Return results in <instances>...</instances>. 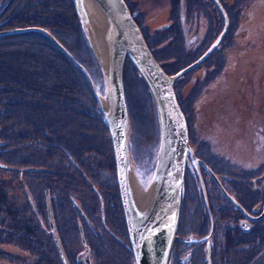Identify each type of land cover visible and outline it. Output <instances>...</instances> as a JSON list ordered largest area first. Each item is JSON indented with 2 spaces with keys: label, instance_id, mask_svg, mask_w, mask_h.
Instances as JSON below:
<instances>
[{
  "label": "flooded vegetation",
  "instance_id": "1",
  "mask_svg": "<svg viewBox=\"0 0 264 264\" xmlns=\"http://www.w3.org/2000/svg\"><path fill=\"white\" fill-rule=\"evenodd\" d=\"M122 1L140 31L147 50L165 75H175L179 71L196 63L193 68L180 75L173 83V93L184 117L187 134L189 132L190 119L185 110L189 111L188 106L190 105L192 95L194 92H197V94L200 93V95L205 96V88L215 81L209 80L211 77H207L208 79L196 84L194 83L192 90L181 100L180 90L182 91L184 85L189 82L187 74L198 67L201 70L212 68L210 64L202 66L204 60L212 57V55L214 56L213 61L215 65L219 68L220 56H218L216 51L219 45L215 46L204 58L202 56L223 30L226 32V35L229 33V29L230 32L233 30V34L231 35L233 38L235 27L234 29L231 27L236 17H239L247 4L253 5V2L251 0H167L170 6L169 8L164 6L166 11L170 10L167 21H163L167 13L163 12L157 15L158 17H155L156 24L160 22L158 28L151 29L152 23L148 22L150 26L147 23L146 25L144 23L142 25L135 20L137 17H143V13L138 6L140 4L137 1L133 3L128 0ZM139 14L141 16H138ZM261 86L264 89V81H262ZM143 91L145 93L143 92L142 94L148 96L145 87ZM148 98L150 99L149 96ZM124 102L127 115L128 107L126 99ZM151 111L154 115L151 120L156 123L157 140L155 139V142L158 144L159 136L155 111ZM127 121L129 126L128 115ZM251 123L250 135L253 141L247 143L249 146L251 143L254 149V151L250 152L253 157L251 161H245V159L238 157V160H235V157L228 153L223 146H221V149L214 148L213 150L212 148L215 146L206 140H201L199 133L195 136V139H192L189 134L187 135L189 153L186 154L183 169L179 217L174 238L176 241H174V251L170 252L172 254L171 256L169 255L167 264H264V236L262 237L264 234V118L260 113H257V121ZM103 125L107 138L108 133L104 120ZM128 133L130 134L129 127ZM127 138L129 164L130 161L134 164L133 136L131 139L130 135ZM106 140H109V136ZM37 143L35 141V145L30 146V148L34 149L36 146L35 152L39 153V155L31 156L24 154L20 157V175L37 177L45 170L52 171L47 166L48 164L44 162L46 160L44 156L54 150V153H57L56 148L52 150L47 143L43 146L41 142L39 147H37ZM43 150H45V155H42ZM88 151L91 153V156H82L81 154L79 157H69L66 155L67 152H64L65 155L61 156L65 160L64 165L61 162L62 159L58 156L60 169H67L69 172L63 175L66 180L65 188L70 190L73 184L76 185L74 188L75 193L84 194V199L81 200L82 206L75 200L77 197L66 196V205L73 209L70 210L71 213H69L68 208H65L66 200L59 198V192L56 191L57 188L54 186V183L48 180L50 178L43 177L45 178L44 182L47 181L46 184L44 182L43 184L38 183L36 184V189H33L30 183L36 181L41 176L37 177L28 181L23 189L20 190L22 197L26 200V204L32 208V214L37 222L33 223L30 216L22 217L18 227H16L18 229L16 232L25 238H27L26 236L32 237L31 234H34V231L38 232L41 236H46L47 244L55 249L56 258L60 264H73V257L68 254L69 250L66 249L65 251L60 247L59 237L62 233V237L68 241L78 239L80 244L83 241L93 242L91 239L96 234V231L88 224L87 216L89 221L94 220V223L98 227L103 225L102 231L99 232L100 237L104 239L100 241L101 243L106 242L113 249H115L113 246L125 249L132 257L131 245L117 186L116 172L111 177L107 173L104 180L100 181L102 184H98L100 189L97 190L94 186V181L96 180L88 176L86 172L81 171V167L86 171L91 170L94 166L96 169H100L103 165L102 162L108 161L112 164L113 160L114 163L112 145L111 148L102 150V153L105 155L100 153L101 158L104 160L102 162L99 156L97 158L92 156L91 149ZM92 157L95 159L94 164ZM83 159L87 161V166L85 165V167L82 165ZM230 159L243 165H235ZM154 160L155 153L153 156H147L149 163L154 164ZM35 163L38 164L36 168L30 169L32 164L36 165ZM80 165L81 167H79ZM1 167L3 168L0 165ZM133 170L136 173H140L138 169L135 170L134 165ZM134 172L131 169L133 186L136 185L140 189V177ZM79 183H81L82 187ZM126 186L128 193L125 194L129 202H131L132 192L134 191L132 189L133 186L128 182ZM222 192L227 198L224 197ZM100 199L102 207L100 206V202H98ZM109 203L113 206V214L106 208V206H109ZM104 208H106V211H104ZM28 209L24 207V210L21 209L20 211L27 212ZM186 211L190 212L187 220H185ZM77 215L79 219H76L78 218ZM192 216H195L197 220H194ZM96 217L100 219V224V221L95 220ZM42 221H44L45 227L38 224ZM186 228L193 229H191L192 232L190 234L187 233L189 236H193V239L187 238L184 231ZM97 234L95 235L96 238ZM65 235L68 237L66 236V238ZM110 242L112 243L110 244ZM200 247L205 250V258L202 253L195 252ZM226 249L229 250L228 255L225 254ZM83 253L81 254L82 263L90 264V254L88 247L85 245ZM92 253L95 254L96 250H92ZM207 253L209 262H207ZM42 257V260L46 258V256ZM196 260L198 261L197 263ZM98 262L103 264V261ZM132 264H134V261H132Z\"/></svg>",
  "mask_w": 264,
  "mask_h": 264
},
{
  "label": "rangeland",
  "instance_id": "2",
  "mask_svg": "<svg viewBox=\"0 0 264 264\" xmlns=\"http://www.w3.org/2000/svg\"><path fill=\"white\" fill-rule=\"evenodd\" d=\"M128 1L131 3L137 1V3L140 4L138 6L143 13V17L139 14L138 16L141 17H137L135 20L142 25L143 23L145 25L147 23L150 26L149 23H152L151 29H156L160 25V22L156 24L155 17H158L157 15L167 12L165 18L163 19L164 22L167 21V17L170 15V10H165V7H170L167 0ZM15 2H19V0H15L14 3ZM251 2H253V5L247 4V8L245 7L246 9L244 8L241 11L239 17H236L231 27L233 29L235 27L233 38L231 37L233 30L230 32L229 29V33L227 35L224 30L222 31V37L216 45V47L219 45L216 49L218 56H220L219 68H217L213 61V55L210 58H206L202 66L210 64L212 68L201 70V68L198 67L196 70L187 74L189 82L184 85L182 91L180 90V98L182 100L192 90L194 83L196 84L202 80L208 79L207 77H211L209 80H215L211 85L209 84L210 86L207 85L208 87L205 88V96L200 95V93L197 94V92H194L192 95L190 105L188 106L189 111L185 110L190 119L189 132H187V135L189 134L192 139H195V136L199 133L201 140H206L211 145L215 146L212 148L213 150L214 148L221 149V146H223L226 148L228 153L235 157V160H238V157L245 159V161H251L253 159L250 152L254 151V149L252 148L251 143L250 146L247 144L253 141L251 140L250 135L251 122L257 121V113H260L264 118V89L261 86L262 81H264V0H251ZM77 22L80 24V29L82 31L80 35L77 36L73 34V32L67 31V39L64 40V33L61 31L58 33V36L65 44H68V46L73 45L72 50L75 52V55L77 56L75 57L77 59H80L83 56V48L88 59H90V56L94 59L97 65L95 68H91V64L90 66L89 64H84V60H81V62L79 60L78 63L88 73L92 81L94 91L98 94L100 99H103L105 82L102 76L101 66L98 60H96L95 55L92 53L94 45L89 43L88 36L84 33L79 19ZM7 31L10 30H1L0 33ZM82 33L85 40L83 39ZM21 52L38 54V52L41 51L38 50L37 52L35 48L25 45L17 47L16 49L13 48L11 55L13 58L23 56L22 54L20 55ZM131 74L132 73L128 71V68H123V97L124 101L126 99L128 107L127 115L129 116L130 130V134L128 133V136L130 135V139L133 136V155L135 160L134 164L130 161V167L133 172V165L135 170L138 169L140 171V173H134L140 177L139 184L140 189L142 190L143 188H147L152 176L151 173L153 164L147 161V156H153L157 150V142H155L156 123L151 120L154 116L151 111L154 110L152 102L146 94H141L139 86L132 81L133 79ZM89 90L90 93H92L91 88ZM143 92L144 91L142 90V93ZM96 103L99 106L97 100ZM13 112L14 111H9L8 113L10 115H14ZM75 119L78 122V118ZM15 127L16 128L14 129L10 127V130L7 133L11 132L13 136L16 130L20 128V130H23L21 138H23V134L25 138L30 137L29 132H24V130H27L21 128V125H16ZM11 129L13 130L11 131ZM73 129H71V132L69 131V137L79 138L81 129L78 128L77 125L73 126ZM37 137L38 138L35 141L38 142V140H41L40 133ZM8 142L7 144H5V142H3V145L0 144V165L3 166V168H0V264H60L56 258L55 249L47 244L46 236H41L38 232L36 233V231H34V234H31L32 237L26 236L28 238L27 239L16 232L18 231L16 227H18L22 217L30 216L33 223L37 222L32 214V208L26 204V200L22 197L20 190L23 189L28 181L41 176L36 181L30 183L31 188L36 189V184H43L45 178H50L48 180L54 183V186L57 188L56 191L59 192V198H62L63 200H66V196L68 195L73 198L77 197L75 200L81 205V200L84 199V194L79 192H76V194L74 191L76 185L73 184L71 185L70 190L65 188L66 180L63 175L64 173L69 172L66 168V170L60 169L61 166L58 164V156L62 159L61 156L65 155L64 151L56 148L57 153L52 151L45 155V150H43L42 155H45L44 157L46 159L44 162L48 164L47 166L51 168L52 171L45 170L37 177L20 175V157L24 154L34 156L36 154L39 155V153H36L35 149L30 148V146L34 145H32L29 141L22 142L21 140L18 142H11L8 140ZM96 156L98 157V155ZM93 157L92 162L94 164L95 159ZM64 161V159L61 160L63 165ZM100 161H104L103 158H101ZM231 162L235 165H243L241 163H236L233 160H231ZM75 164L78 166L77 163ZM102 164L103 165L100 169H96L95 166L92 167V171H85L82 169L81 165L79 166L81 167L82 172H86L88 176L96 180L94 181V186L97 190L100 189L98 184H102L100 181L104 180L105 175L108 173L111 177L115 172L113 160L112 164L108 161L102 162ZM37 165L38 164H32L30 169L36 168ZM82 165L84 167L85 165L87 166V161L85 159L82 160ZM228 171L234 172L232 170ZM78 180L77 182H79ZM46 182L47 181L44 183L46 184ZM79 184L81 186V183ZM101 199L98 200V202H100V206L102 207ZM65 202V208H68L69 213H71L70 210L73 209L66 205L67 200ZM24 207L29 208L27 212L20 211L21 209L24 210ZM106 208L109 209L111 214L114 213L112 204L109 203V206H106ZM106 208H104V211H106ZM101 215L103 214L101 213ZM189 215L190 212L186 211L185 220L189 218ZM192 217L194 220H197L195 216ZM76 219H79V216ZM86 219L88 224L95 229L96 234L98 233V239L95 237V234L91 239L93 242L83 241V243L81 242L82 244H80L78 239H75L74 241L66 240L62 237L63 233L59 237V244H61L60 247H62L65 251L66 249L69 250L68 254L73 257V264H83L81 254H84V245L88 247L90 264H101L98 261H103V264H132L133 260L128 251L112 245L115 248L113 249L108 246L106 242H100L101 240H104L99 235V232L103 229V225L98 227V225L94 223V220L89 221L88 216ZM95 220L100 221L98 217H96ZM100 223L101 221L99 224ZM38 224L45 227L44 221ZM191 229L192 228H186V230H184L187 238L189 239L194 238L193 236H189L187 234L192 232L193 229ZM66 236L67 235H65V237ZM263 236L264 234L262 237ZM174 241L176 240H173L170 251H174ZM111 243L112 242H110V244ZM94 249L96 250V255L92 253V250ZM195 252L202 253L205 258L204 248L200 247L196 249ZM42 256H46V258L42 260ZM197 262L198 261L196 260V263Z\"/></svg>",
  "mask_w": 264,
  "mask_h": 264
},
{
  "label": "water",
  "instance_id": "3",
  "mask_svg": "<svg viewBox=\"0 0 264 264\" xmlns=\"http://www.w3.org/2000/svg\"><path fill=\"white\" fill-rule=\"evenodd\" d=\"M91 2L98 14L88 10ZM216 3V1H214ZM89 43L103 53H92L102 69L105 82L104 98L94 91L85 69L49 34L39 31L57 50L87 79L96 98L106 130L112 144L117 186L121 198L127 233L134 264H166L178 219L180 188L186 154L189 153L184 117L173 93L174 81L195 64L167 76L159 68L147 50L142 36L122 0H71ZM217 4V3H216ZM97 15L96 17H94ZM226 23V22H225ZM13 31L0 33L9 34ZM17 32V31H16ZM223 32L202 56H207L218 44ZM100 54V53H99ZM128 59L147 88L159 127V142L153 176L146 190V202L139 211L134 210L125 193L127 182L133 186L128 159V121L123 97L122 72ZM201 58V59H202ZM222 194H224L222 192ZM224 197L227 196L224 194ZM208 262V255H207ZM209 264V263H208Z\"/></svg>",
  "mask_w": 264,
  "mask_h": 264
},
{
  "label": "trees",
  "instance_id": "4",
  "mask_svg": "<svg viewBox=\"0 0 264 264\" xmlns=\"http://www.w3.org/2000/svg\"><path fill=\"white\" fill-rule=\"evenodd\" d=\"M14 1L0 0V31L32 27L44 29L75 61L84 60V64L92 65L91 68L97 67L91 56L92 62L88 59L84 48L83 56L77 59L72 50L73 45L68 46L58 36L63 31L65 40L67 31L77 36L82 32L71 0ZM82 36L85 40L83 33ZM25 45L41 52H21L23 56L13 58V48ZM125 67L132 73V81L139 86L142 94L144 87L129 60ZM89 89L82 72L43 34L29 32L0 35V144H7L8 140H22L35 145L40 133L41 140H38L37 147L40 142L43 146L47 143L52 150L59 148L67 152L69 157H77L81 153L82 156H91L88 151L91 149L92 156L101 158L99 153L111 148V142H106L103 117ZM9 111H14L15 116L10 115ZM75 118H78V122ZM16 125L26 129L24 132H29L30 137L25 138L23 134L21 138L23 130L20 128L13 136L11 132L7 133L10 127L14 129ZM75 125L81 129L79 138L69 137ZM228 253L226 249L225 254Z\"/></svg>",
  "mask_w": 264,
  "mask_h": 264
},
{
  "label": "bare ground",
  "instance_id": "5",
  "mask_svg": "<svg viewBox=\"0 0 264 264\" xmlns=\"http://www.w3.org/2000/svg\"><path fill=\"white\" fill-rule=\"evenodd\" d=\"M88 3V5H87V8H88V10H90L91 11V13L92 14H98V12H97V10H96V8L93 6V4L91 3V2H87ZM97 15H95L94 17H96ZM32 28H35V27H32ZM26 29H31V28H23V29H13V30H10V31H13V32H11L10 34H19V33H29V32H36V33H40V34H43V33H41V32H39V31H20V30H26ZM35 29H40V30H42V31H44V32H46L47 34H49L50 36H52L49 32H47L46 30H44V29H41V28H35ZM17 31V32H16ZM4 35H6V34H4ZM44 35V34H43ZM45 36V35H44ZM53 37V36H52ZM54 38V37H53ZM55 39V38H54ZM56 40V39H55ZM57 41V40H56ZM58 42V41H57ZM59 43V42H58ZM60 44V43H59ZM60 46L70 55V53L60 44ZM94 50L96 51V53H97V56H101V58L103 57L104 58V56H103V53L101 54V51L100 50H98V48H96V46L94 45ZM100 53V54H99ZM71 56V55H70ZM72 57V56H71ZM72 59L75 61V59L72 57ZM127 58L125 59V64L124 65H126V62H127ZM130 62V61H129ZM133 66V65H132ZM125 67V66H124ZM123 67V68H124ZM134 68V67H133ZM135 69V68H134ZM136 71V70H135ZM136 73H137V71H136ZM137 75H138V73H137ZM138 77H139V75H138ZM140 78V77H139ZM146 90H147V88H146ZM147 93H148V95H149V97H150V94H149V92H148V90H147ZM151 99V98H150ZM152 101V100H151ZM154 108V107H153ZM156 109H154V111H155ZM157 115V113H156V111H155V116ZM157 118V117H156ZM111 142V141H110ZM112 145V144H111ZM148 186H149V184L147 185V188H148ZM146 188V189H147ZM134 191L132 192V202H133V204L134 205H132L133 206V208H134V210H136V211H139V209H138V206H140V207H143L144 205H145V202H146V192H141V190L139 189V187H137L136 185H134L133 186V188H132ZM150 189V188H149ZM149 189L147 190V194L149 193ZM126 217V216H125Z\"/></svg>",
  "mask_w": 264,
  "mask_h": 264
}]
</instances>
